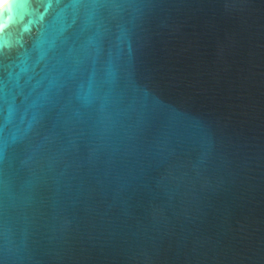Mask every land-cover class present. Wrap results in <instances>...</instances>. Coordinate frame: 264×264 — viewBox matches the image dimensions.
Returning <instances> with one entry per match:
<instances>
[{
	"label": "water",
	"instance_id": "95a60500",
	"mask_svg": "<svg viewBox=\"0 0 264 264\" xmlns=\"http://www.w3.org/2000/svg\"><path fill=\"white\" fill-rule=\"evenodd\" d=\"M0 264H264V0L0 7Z\"/></svg>",
	"mask_w": 264,
	"mask_h": 264
},
{
	"label": "bare ground",
	"instance_id": "6f19581e",
	"mask_svg": "<svg viewBox=\"0 0 264 264\" xmlns=\"http://www.w3.org/2000/svg\"><path fill=\"white\" fill-rule=\"evenodd\" d=\"M8 0H0V7H2L3 5H5L7 3Z\"/></svg>",
	"mask_w": 264,
	"mask_h": 264
}]
</instances>
